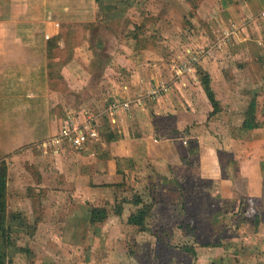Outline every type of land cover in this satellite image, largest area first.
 Returning <instances> with one entry per match:
<instances>
[{
	"label": "crops",
	"instance_id": "0c3cea01",
	"mask_svg": "<svg viewBox=\"0 0 264 264\" xmlns=\"http://www.w3.org/2000/svg\"><path fill=\"white\" fill-rule=\"evenodd\" d=\"M218 1L213 15L236 28L231 30L232 38L238 41L240 52L245 51L243 59L235 58L239 61L233 63L251 82L241 93L246 103L242 128L251 133L245 139L221 141L209 134L186 135L193 128L211 127L213 117L208 114L214 110L198 75H179L172 70L170 63L177 53L167 66L164 50L149 36L152 22L148 17L166 15L172 20L178 16L180 24H185L189 0H0V163L8 165L9 216L10 209H42V224L48 199L54 216L63 207L62 199H70V214L60 224H72L73 231L82 235L84 230L73 226L91 225L90 211L99 207L95 200L107 194L104 180L122 183L128 173L124 164L137 168L142 162L168 168L173 164V173L196 169L204 179L220 178L225 200H236L237 191L264 199V0ZM125 23L132 26L127 32ZM219 24L215 22L214 28L220 29ZM169 28L173 30V26ZM220 39L218 44L223 45ZM173 50L172 46L169 52ZM200 65L211 77L210 65ZM165 71L169 72V85ZM180 78L186 80V87L177 82ZM193 78L197 79L195 85ZM212 80L213 76L211 86L223 109ZM161 85L168 86V91L155 99L148 97ZM118 98H142L143 102L111 117L109 106ZM83 113L100 117L101 136L108 129L119 133L118 138L110 135L104 142L101 138L82 151L101 142L106 156L103 163L94 158L95 153L87 157L69 146L47 144L68 116ZM174 131L177 137L171 135ZM226 143L239 162L241 190L235 188L233 179L222 178L220 156ZM90 161L84 171L83 164ZM84 174L89 178L85 187L76 182ZM52 181L60 185L50 192ZM77 209H81L80 215ZM12 219L18 223L19 217L10 216L9 225Z\"/></svg>",
	"mask_w": 264,
	"mask_h": 264
},
{
	"label": "rangeland",
	"instance_id": "374dc122",
	"mask_svg": "<svg viewBox=\"0 0 264 264\" xmlns=\"http://www.w3.org/2000/svg\"><path fill=\"white\" fill-rule=\"evenodd\" d=\"M215 3L219 1L189 0L190 12L185 24H180L178 16L172 20L166 15L149 16L153 26L149 28L152 33L149 36L164 50L163 57L168 67L169 58L177 53L175 62L170 63L176 73L194 74L200 78V72H205L200 63L210 65L212 82L223 109L218 115L215 114L217 116L212 112L208 114L213 117L211 127L193 128L186 135L203 137L209 134L220 137L221 141L240 137L245 139L251 133L242 128L246 103L241 93L247 90L251 82H248L246 74V77L242 75L241 69L233 66L234 62L239 61H234L235 58L242 60L245 51L240 52L238 41L230 34L235 27L226 26L221 16L218 19L213 15ZM165 4L169 9V3ZM215 22L220 23V29L214 28ZM126 25L127 32L132 26ZM169 25L173 26V30ZM219 37L223 45L218 44ZM169 45L173 46L172 53L169 52ZM190 62L191 65H186ZM186 67H191L192 71L184 73ZM164 76L168 77L166 85H169V72L165 71ZM181 79H177V82L186 87V80ZM196 82L197 79L193 78L192 84ZM110 135L119 137V133L108 129L101 136L102 142L108 141ZM171 135L178 136L175 131ZM100 144L82 152L87 145L77 152L87 157L95 153L94 158L103 163L106 156ZM227 145L221 148L220 158L225 172L222 178L233 179L235 188L241 190L243 183L239 175V162L230 155ZM191 148L196 149L195 146ZM81 162L79 160L78 163ZM90 163L83 164L84 171ZM191 163H195L194 157ZM119 164L120 168L123 167L122 163ZM124 167L128 173L123 182L104 180L107 194L95 200V205L99 206L97 208L107 211V220L94 226H73L78 230L82 228V235L79 231H73L72 224H60L66 220L65 215L70 214V199H62L63 207L58 211V216L49 212L51 199H48L44 203L46 212L42 224V209L34 212L10 209V216H18L19 219L18 223L10 220L12 245L8 251V264H264V199L245 197L237 191L236 200H225L220 193L221 179H204L197 175L196 169H177L173 173V164H169L168 168L154 162H142L137 168L126 164ZM166 170H169V174ZM88 180L84 174L76 182L85 187ZM59 185L58 181H52L48 184L49 191ZM63 194L64 197L68 196L65 191ZM69 196L73 202L75 193ZM80 210H76L77 215H80ZM76 212L74 210L73 215ZM73 218L76 217L71 220ZM187 248L195 252L186 253Z\"/></svg>",
	"mask_w": 264,
	"mask_h": 264
},
{
	"label": "built area",
	"instance_id": "2783aa9c",
	"mask_svg": "<svg viewBox=\"0 0 264 264\" xmlns=\"http://www.w3.org/2000/svg\"><path fill=\"white\" fill-rule=\"evenodd\" d=\"M234 30H236V28ZM230 34L233 35L232 31ZM192 62L194 61L192 60ZM192 62L186 65H191ZM187 71L191 72L192 68L186 67L183 69L184 73H187ZM168 89H169L168 86L161 85L151 90L150 93L148 94V97L155 99L157 97H160L163 92L168 91ZM142 102H143L142 98H137L132 100H124L123 98H118V100L115 103L109 106L108 113L110 114L111 117H114L119 110L120 112L129 111L132 109V105H141ZM100 125H101L100 117L94 114L83 113V114L70 115L64 121L58 135H56L47 144L54 145L57 147L69 146L76 150H82L90 143L100 140L101 138Z\"/></svg>",
	"mask_w": 264,
	"mask_h": 264
},
{
	"label": "trees",
	"instance_id": "16d2710c",
	"mask_svg": "<svg viewBox=\"0 0 264 264\" xmlns=\"http://www.w3.org/2000/svg\"><path fill=\"white\" fill-rule=\"evenodd\" d=\"M200 81L206 92V95L213 107V114L221 111L220 103L211 86V77L206 72H200ZM7 184H8V165L5 161L0 163V264H8V251L12 245V236L9 229V212L7 199ZM108 218V213L105 209L93 208L90 211V223L95 225L103 223ZM186 253H194V249H185Z\"/></svg>",
	"mask_w": 264,
	"mask_h": 264
}]
</instances>
